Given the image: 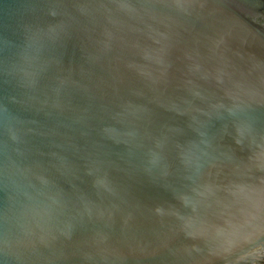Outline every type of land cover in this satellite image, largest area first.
<instances>
[{"label": "water", "instance_id": "water-1", "mask_svg": "<svg viewBox=\"0 0 264 264\" xmlns=\"http://www.w3.org/2000/svg\"><path fill=\"white\" fill-rule=\"evenodd\" d=\"M0 264H264V0H0Z\"/></svg>", "mask_w": 264, "mask_h": 264}]
</instances>
